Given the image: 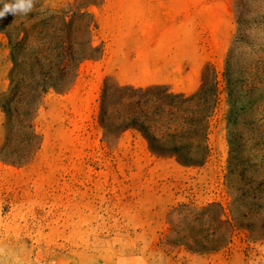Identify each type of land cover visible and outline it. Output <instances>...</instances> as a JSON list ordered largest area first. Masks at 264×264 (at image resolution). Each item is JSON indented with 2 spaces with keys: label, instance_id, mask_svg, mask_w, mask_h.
<instances>
[{
  "label": "rangeland",
  "instance_id": "374dc122",
  "mask_svg": "<svg viewBox=\"0 0 264 264\" xmlns=\"http://www.w3.org/2000/svg\"><path fill=\"white\" fill-rule=\"evenodd\" d=\"M196 1L187 94L93 55L39 97L32 141L0 107V264H264V0ZM101 2L38 0L96 20ZM12 66L0 32V104Z\"/></svg>",
  "mask_w": 264,
  "mask_h": 264
},
{
  "label": "crops",
  "instance_id": "0c3cea01",
  "mask_svg": "<svg viewBox=\"0 0 264 264\" xmlns=\"http://www.w3.org/2000/svg\"><path fill=\"white\" fill-rule=\"evenodd\" d=\"M199 6L196 0H102L97 18L101 70L136 87L172 88L182 80L180 92L187 94L185 89L197 85L204 61L195 36L183 34L182 25L195 22L188 13Z\"/></svg>",
  "mask_w": 264,
  "mask_h": 264
},
{
  "label": "trees",
  "instance_id": "16d2710c",
  "mask_svg": "<svg viewBox=\"0 0 264 264\" xmlns=\"http://www.w3.org/2000/svg\"><path fill=\"white\" fill-rule=\"evenodd\" d=\"M96 29L97 20L89 7L40 9L38 0L27 15L8 14L0 19V32L7 38L13 60L9 92L2 93L0 107L8 114L9 123L17 121L21 125L28 141L37 137L29 114L39 97L51 87L67 89L80 62L100 56L102 47L100 42L95 44ZM21 97L25 98L22 117L15 105ZM189 123L198 124L192 120Z\"/></svg>",
  "mask_w": 264,
  "mask_h": 264
},
{
  "label": "clouds",
  "instance_id": "9594fccd",
  "mask_svg": "<svg viewBox=\"0 0 264 264\" xmlns=\"http://www.w3.org/2000/svg\"><path fill=\"white\" fill-rule=\"evenodd\" d=\"M36 0H0V19L8 14L27 15L35 6Z\"/></svg>",
  "mask_w": 264,
  "mask_h": 264
}]
</instances>
